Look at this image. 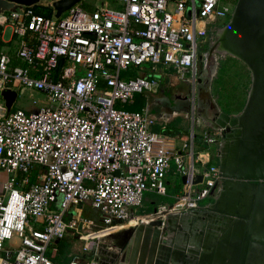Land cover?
Here are the masks:
<instances>
[{
    "label": "built area",
    "instance_id": "2783aa9c",
    "mask_svg": "<svg viewBox=\"0 0 264 264\" xmlns=\"http://www.w3.org/2000/svg\"><path fill=\"white\" fill-rule=\"evenodd\" d=\"M109 1L113 7L90 11L76 4L59 18L51 2L44 6L52 16L34 6L0 13L1 34L10 28L0 47V264H61L57 244L67 238L80 241L89 256L66 264H98L101 243L115 228L157 219L164 224L167 216L203 210L201 201L226 180L204 158L221 146L222 130H203V150L196 151L194 127L198 80L207 70L210 92L216 74L206 65L215 51L200 55L197 40L211 48L208 36L226 25H215L217 20L231 19L232 4ZM143 64L151 72L171 68L189 84L191 128L179 149L172 138L152 131L155 117L146 107L125 110L136 94L159 87L151 75L121 79ZM28 89L40 91L48 105L7 112L1 93L18 96ZM171 171L185 178L172 203L138 216L145 194L167 195ZM84 205L97 213L99 224L82 216Z\"/></svg>",
    "mask_w": 264,
    "mask_h": 264
},
{
    "label": "water",
    "instance_id": "95a60500",
    "mask_svg": "<svg viewBox=\"0 0 264 264\" xmlns=\"http://www.w3.org/2000/svg\"><path fill=\"white\" fill-rule=\"evenodd\" d=\"M47 2H51L55 18H59L81 0H0V13ZM216 44L248 68L251 86L239 115H228L214 105L213 116H207L211 124L208 128L221 129L223 139H233V158H220L218 168L226 179L224 184H232L240 200L233 208L221 210L216 199L203 209L205 214L202 216L218 215L231 223L232 242L222 260L227 264H250L252 255L264 243V0H237L233 15L222 28ZM212 52L210 49L209 53ZM1 95L7 112H10L17 98L16 92L4 90ZM200 181L201 177H196L195 182ZM181 182H185L184 177ZM172 218L167 216L164 224L157 219L129 229L124 238V249L116 242L111 245L110 263L191 264L185 260V254L183 260L176 259L177 250L186 249L166 237L173 230Z\"/></svg>",
    "mask_w": 264,
    "mask_h": 264
},
{
    "label": "crops",
    "instance_id": "0c3cea01",
    "mask_svg": "<svg viewBox=\"0 0 264 264\" xmlns=\"http://www.w3.org/2000/svg\"><path fill=\"white\" fill-rule=\"evenodd\" d=\"M2 35L3 33L0 34V39L2 38ZM3 43L4 41L0 40V47L3 45ZM170 72H173L174 74ZM148 75H151L157 79L159 87L156 93L136 94L134 96L133 105L135 104L136 96H141L144 101L142 108L146 107L150 114L155 117V125L152 127V131L162 134H165L167 131L174 133L173 135H170L169 133H166L165 135L172 138L175 148L179 149L181 145L188 139L191 128V115L189 113V84L187 81L178 79L174 70L167 67L158 66L155 71L151 72L149 65L148 68H142L140 70V74L137 77ZM188 75L189 74L187 73V76ZM208 77L207 70H203L201 78L199 79L201 82L197 83V110L194 127V131L197 134L195 142L196 151L203 150V147L199 141V134L211 125L207 120V116H209L210 112L213 111L211 99L213 98V100H215V98L212 95V91L207 92L206 87L209 85ZM178 81L184 83L187 86V95L184 96L178 90ZM210 87H212V85H210ZM221 147L222 144L219 148L211 147L209 149V155L204 156L205 160H208L210 163L217 162V166H219V160L221 158L219 153L221 151ZM212 148L214 149V154L211 153ZM169 174L174 175L173 171L169 172L168 175ZM177 194L173 195V197H175ZM155 196L160 197L157 195ZM207 199L208 200L204 203H201L200 206H209L214 202V200L217 199L219 200V207L221 210H229V208H233V206L239 202L240 195L237 193V190L234 189L232 184H224L223 181L221 185L216 190H214L212 195ZM149 202L154 205L153 199L149 200ZM164 203L168 202H159L157 205H154L153 210L155 207H158ZM86 207L91 209L88 205H84L82 208V214L86 212L84 210ZM203 213L205 214L203 210H199L189 214L173 216L171 225L173 230L170 233V238L174 239V244L178 245V247H184V249H186L184 251L177 250L179 254L175 257L177 260H183V256L185 254L187 256L185 260L191 264H227V261H223L222 259H224L226 250L229 249V244L232 242L233 235L231 223L226 222L224 218L221 219V217H218V215H211L209 218L203 217ZM95 214V219L86 216V214L85 216H82L84 218L93 219L97 224H99L98 215L97 213ZM144 214L149 215L151 213ZM130 227L132 226H129V229ZM129 229L127 228L125 230V237ZM65 241L66 244H68V248L63 255L58 253L56 260H58L59 263L66 264L71 260L73 253H68L70 249L76 251L74 254L80 255L84 258L89 256L82 253V245L79 246L74 244L75 241H78L77 239L72 240L71 238H67ZM111 241L113 243L115 242V240H110L109 243H106L105 240L102 241L101 247L99 248V257L97 258L98 263L101 262L104 264H111L110 253H112L113 249L106 248L107 245L113 244ZM187 249H190V252H187ZM250 264H264V243L257 249L254 255H252Z\"/></svg>",
    "mask_w": 264,
    "mask_h": 264
},
{
    "label": "rangeland",
    "instance_id": "374dc122",
    "mask_svg": "<svg viewBox=\"0 0 264 264\" xmlns=\"http://www.w3.org/2000/svg\"><path fill=\"white\" fill-rule=\"evenodd\" d=\"M226 3H231L232 7L234 8L236 5L237 0H224ZM81 6L87 10L90 11L97 8H105L106 6L111 8L112 3L109 0H81L80 2ZM35 10L43 14L44 16H52V10L44 5H36L34 6ZM66 13H63V15ZM229 17L225 19L217 20L215 25H223L227 24L229 22ZM214 27V26H212ZM211 35L208 36V42H211L213 45L214 39H215V33L211 31ZM0 34H1V27H0ZM210 37V38H209ZM10 38V28H7L0 40L7 41ZM210 40V41H209ZM197 44L199 45V53L202 55L203 53H208L210 51V45L209 43H202V38H199L197 40ZM203 63L200 64L201 68L203 69ZM217 64V65H216ZM207 67L212 71V67L216 68L217 70H213V72L216 74L212 75V82H211V91L212 95L216 100V105L219 107L221 112L227 113L228 115L235 116L237 115L242 108L244 107L247 96L250 90L251 86V73L248 70V68L238 59L231 57L229 55H221L215 53L212 58H209L207 60ZM148 64H143L142 67L139 69L130 67L128 71L121 73V79L127 80L129 78H135L140 74V70L142 68H148ZM212 72V73H213ZM174 74L173 72H170ZM209 75V74H208ZM210 76V75H209ZM209 78V77H208ZM178 84V90L181 94L184 96L188 93L187 86L182 82H177ZM48 105V101L46 97L38 90L31 89V90H24L22 93H19L15 103L13 104L11 111H15L17 109H21L25 112H36L41 107H45ZM125 110H128V107H125ZM213 112H210L209 116H213ZM189 113H190V105H189ZM208 116V117H209ZM210 118V117H209ZM191 122V119H190ZM196 150V147H195ZM211 153L214 154V149H211ZM211 165L217 166V162H213ZM167 195L165 197L160 196L156 197L153 194H145L144 203L141 208L137 210L138 216L145 217L147 214L144 213H153L154 205H157L159 202H168L169 204L173 201V195L177 194L179 190L182 188V182L181 177L178 175H171L169 174L167 176V179L165 180ZM154 200V205L149 202V200ZM208 199L201 201V203L206 202ZM86 212L82 215L96 218V214L92 209H89L86 207L84 209ZM76 211L80 214V207L76 209ZM72 212H74L72 210ZM137 227V226H136ZM133 229L135 227H130V229ZM129 229V228H128ZM123 230H116V233L111 235L110 237H106L105 240L106 243H108L110 240H115L116 244L121 245L123 249L125 248V231ZM74 244L81 246L82 243L79 241H75ZM68 253H73V257H78L81 260H86V258L76 255L75 250L70 249Z\"/></svg>",
    "mask_w": 264,
    "mask_h": 264
},
{
    "label": "flooded vegetation",
    "instance_id": "af4514ba",
    "mask_svg": "<svg viewBox=\"0 0 264 264\" xmlns=\"http://www.w3.org/2000/svg\"><path fill=\"white\" fill-rule=\"evenodd\" d=\"M221 30L222 29H216L214 31V33H215V39H214L213 45L211 44V48H210V49H213V51H215V50L218 49V46L219 45L216 44V41H217V38H218L219 34L221 33ZM211 104H212V106H214V103L211 102ZM241 111L237 115H239L241 113ZM237 115H235V116H237ZM234 146L235 145L233 143V139H222V147H221V151L219 153V155L221 156V158L227 159V160L229 158L232 159L233 158V155L235 154V147ZM219 155H218V157H219Z\"/></svg>",
    "mask_w": 264,
    "mask_h": 264
},
{
    "label": "trees",
    "instance_id": "16d2710c",
    "mask_svg": "<svg viewBox=\"0 0 264 264\" xmlns=\"http://www.w3.org/2000/svg\"><path fill=\"white\" fill-rule=\"evenodd\" d=\"M40 14V13H39ZM43 15V14H42ZM47 17V16H46ZM135 104L131 107H128V110L129 111H140L141 108L143 107L144 105V101L143 99L141 98V96H136V99H135ZM167 134L169 133L170 135H173L174 133H170L169 131L166 132ZM165 133V134H166ZM58 253L60 255H63L64 252L66 251V249L68 248V244H66V241L63 240V241H59L58 244Z\"/></svg>",
    "mask_w": 264,
    "mask_h": 264
},
{
    "label": "bare ground",
    "instance_id": "6f19581e",
    "mask_svg": "<svg viewBox=\"0 0 264 264\" xmlns=\"http://www.w3.org/2000/svg\"><path fill=\"white\" fill-rule=\"evenodd\" d=\"M214 53L221 54V55H225V54H226V53H225L220 47H218V49L215 50ZM213 70H215L214 67H212V72H213ZM210 85H211V84H210ZM199 93H200V92H199ZM127 228H129V225L124 224V225H121V226L115 228V229H114V232H115L116 230L119 231V230H123V229H127ZM170 233H171V232H169V238H167V239H171V238H170ZM174 264H175V263H174Z\"/></svg>",
    "mask_w": 264,
    "mask_h": 264
}]
</instances>
